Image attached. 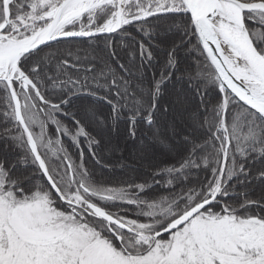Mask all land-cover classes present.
Wrapping results in <instances>:
<instances>
[{
    "label": "snow or ice",
    "instance_id": "6c2138e0",
    "mask_svg": "<svg viewBox=\"0 0 264 264\" xmlns=\"http://www.w3.org/2000/svg\"><path fill=\"white\" fill-rule=\"evenodd\" d=\"M0 264H264V0H0Z\"/></svg>",
    "mask_w": 264,
    "mask_h": 264
}]
</instances>
